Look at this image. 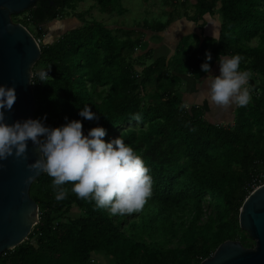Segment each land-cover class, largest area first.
I'll return each instance as SVG.
<instances>
[{"label": "trees", "instance_id": "1", "mask_svg": "<svg viewBox=\"0 0 264 264\" xmlns=\"http://www.w3.org/2000/svg\"><path fill=\"white\" fill-rule=\"evenodd\" d=\"M51 1L11 16L38 41L33 72L51 65L46 83L33 79L34 119L46 114L43 123L52 128L80 120L85 135L100 126L105 142L121 137L149 169L152 196L141 211L113 216L79 199L71 183L62 186L67 198L57 202L53 178L43 173L29 188L38 223L23 243L1 254L0 264H200L226 240L252 247L238 213L250 192L246 187L264 165V0H193L192 15L188 0H171L166 21L144 22L145 30L157 36L178 14L196 23L217 13L219 33L195 50L194 35L182 38L169 59L144 52L140 34L82 20L84 14L76 15L82 26L44 44L43 26L66 18L85 0ZM91 1L103 14L124 12L122 0ZM206 52L211 67L219 56L239 54V70L251 73V100L236 108L232 124L206 120L200 106L185 107L180 95L181 76H204ZM85 105L98 120L79 115ZM74 209L77 216L66 217Z\"/></svg>", "mask_w": 264, "mask_h": 264}, {"label": "clouds", "instance_id": "2", "mask_svg": "<svg viewBox=\"0 0 264 264\" xmlns=\"http://www.w3.org/2000/svg\"><path fill=\"white\" fill-rule=\"evenodd\" d=\"M205 55L201 70L208 73L205 80L210 105L223 110L233 104L247 106L251 100V90L247 87L251 73L239 70L244 57L239 54L219 56V75H213L209 63L211 52ZM50 70L51 65L38 72L30 71L29 83L34 84V78L46 83ZM16 99L15 86L0 85V161L9 157L26 161L28 141H31L39 158L26 167L36 175L46 173L53 178L57 202L67 198L69 190L62 186L71 183V192L79 199L94 201L97 208L107 209L113 216L143 209L152 196L153 180L143 159L121 137L105 142L106 129L100 126L85 135L80 120L52 128L43 123L46 114L42 119L8 124L4 110L10 111ZM79 115L89 121L99 119L88 105L79 111ZM132 119L139 121L141 116L134 114ZM3 167L0 163V169ZM33 178L29 175L24 183H30Z\"/></svg>", "mask_w": 264, "mask_h": 264}, {"label": "water", "instance_id": "3", "mask_svg": "<svg viewBox=\"0 0 264 264\" xmlns=\"http://www.w3.org/2000/svg\"><path fill=\"white\" fill-rule=\"evenodd\" d=\"M39 0H0V85L15 86L17 99L5 112V122L34 119L35 98L30 71L40 58L37 40L21 24L12 21L13 14L29 10ZM50 5L53 4L51 0ZM39 153L28 141V159L9 157L0 169V256L23 243L38 223V206L29 195L32 182L43 173L30 172L26 165L34 163ZM33 180L25 184L29 176ZM239 228L254 241L250 248L238 240H226L200 264H264V186L252 191L238 213Z\"/></svg>", "mask_w": 264, "mask_h": 264}, {"label": "rangeland", "instance_id": "4", "mask_svg": "<svg viewBox=\"0 0 264 264\" xmlns=\"http://www.w3.org/2000/svg\"><path fill=\"white\" fill-rule=\"evenodd\" d=\"M192 1L193 0L187 1L186 9L188 15H192L193 13ZM170 2L171 0H122L120 5L121 8L124 9L123 13L119 14L117 11L111 15H106L98 11V9L94 6L93 1L85 0L81 3H78L76 5L75 11L69 12L66 18H63L61 20H55L45 24L43 26L45 35L40 40L44 44H50L56 39L58 35H61L65 31L82 26V23L79 21L80 20L79 17L76 15L84 14L82 20H86V21L96 20L98 22L103 23L104 25H106L111 29L122 28L123 30H127V31L130 30L133 31L132 32L133 36L134 35L137 36L138 34H140L139 38L143 39L142 40L143 48L146 50L150 46L149 45L150 40L153 43H157L159 42V39L157 37L158 35L154 36L153 33L145 30L143 28V24H145L146 22L149 24L151 23L153 24L156 22H160V23L165 22L169 13L171 15L173 11V8L170 6ZM189 4H191V7L189 6ZM175 8L176 10H180V13L183 10V7L179 6V4H177V7ZM178 15H176V18H178ZM214 15L217 17V19H219L217 13H215ZM21 18L22 16L19 19ZM174 25L175 22H173V24L169 27L168 30L172 32L173 28L175 27ZM145 33L148 34V39ZM190 42L192 45L191 49L195 50L196 46H198L197 36L191 37ZM160 49H162V52L166 54L170 51L169 48L166 46H163ZM159 53L160 51L157 52V54ZM181 78L182 81L184 82L185 81L184 76H181ZM247 87L249 86L247 85ZM185 89H186V84L184 85L181 84L180 95L182 97L183 103L189 108L190 106H192L190 105L191 104L190 102L192 101H189L187 97L185 99V95H186ZM75 216H77V211L74 209L66 217L73 218ZM251 243H253L254 245V241L251 240Z\"/></svg>", "mask_w": 264, "mask_h": 264}, {"label": "crops", "instance_id": "5", "mask_svg": "<svg viewBox=\"0 0 264 264\" xmlns=\"http://www.w3.org/2000/svg\"><path fill=\"white\" fill-rule=\"evenodd\" d=\"M173 22H175V27L171 32L168 29L173 24ZM173 22L163 32L157 34L159 42L153 43L150 40V46L144 52H146L147 50H152L153 58H157L163 55L166 56L167 59H169L174 54L175 48L182 38H187L194 35L197 36L198 42L201 43L204 38H213V36L214 38H216L219 33V19H217L215 15H205L202 21L196 23L187 20L185 17H183V15H181L178 16V18H175ZM145 35H147L148 39V34L145 33ZM163 46L169 48L170 51L167 54L162 52V49H160ZM159 51L160 53L157 54V52ZM138 52L139 54L143 53L140 50H138ZM211 72L213 75H219V63L211 67ZM207 75L208 73H205L204 76L197 81L192 79L190 73L184 75V79L186 82L182 81V85L186 84L185 99L187 97L189 101H192L190 102V105L200 106V108L205 112L204 116L206 120H209L214 124L228 125L234 120L235 110L238 106L233 104L227 110L211 106L207 98L208 89L205 80Z\"/></svg>", "mask_w": 264, "mask_h": 264}, {"label": "built area", "instance_id": "6", "mask_svg": "<svg viewBox=\"0 0 264 264\" xmlns=\"http://www.w3.org/2000/svg\"><path fill=\"white\" fill-rule=\"evenodd\" d=\"M182 3L185 2V0H176L175 3ZM38 42V41H37ZM260 186H264V165L262 166V169L259 171L257 175H255L251 182L246 187V190L250 191L249 194L259 188ZM94 260H91L90 264H93Z\"/></svg>", "mask_w": 264, "mask_h": 264}]
</instances>
